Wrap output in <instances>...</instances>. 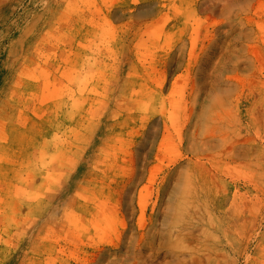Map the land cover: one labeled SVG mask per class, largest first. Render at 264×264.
I'll list each match as a JSON object with an SVG mask.
<instances>
[{"label": "rangeland", "instance_id": "1", "mask_svg": "<svg viewBox=\"0 0 264 264\" xmlns=\"http://www.w3.org/2000/svg\"><path fill=\"white\" fill-rule=\"evenodd\" d=\"M0 264H264V0H0Z\"/></svg>", "mask_w": 264, "mask_h": 264}, {"label": "bare ground", "instance_id": "2", "mask_svg": "<svg viewBox=\"0 0 264 264\" xmlns=\"http://www.w3.org/2000/svg\"><path fill=\"white\" fill-rule=\"evenodd\" d=\"M236 52V51H235ZM238 52V51H237ZM240 53V52H239Z\"/></svg>", "mask_w": 264, "mask_h": 264}]
</instances>
